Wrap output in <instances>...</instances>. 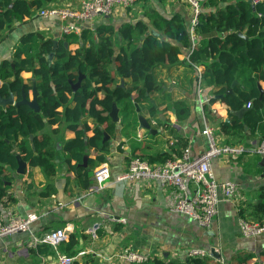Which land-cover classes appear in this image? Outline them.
<instances>
[{
    "label": "crops",
    "instance_id": "obj_1",
    "mask_svg": "<svg viewBox=\"0 0 264 264\" xmlns=\"http://www.w3.org/2000/svg\"><path fill=\"white\" fill-rule=\"evenodd\" d=\"M144 3L138 0L133 7H118L113 14L100 15L91 24H85L84 29L94 30L100 24L110 22L117 26L126 22L134 23L136 19L144 17ZM148 3L168 17L175 14L181 16L193 34V10L186 0H149ZM80 4L81 0H54L47 7L59 5L78 8ZM39 12L40 10L34 11L31 16L16 22L1 38L0 64L5 59L12 60L21 38L28 33H41L46 39H57L58 43L64 37L60 19L54 16L45 17ZM116 40L118 52L119 36ZM201 44V38L195 37L194 45ZM79 47V43L69 45L72 52ZM191 51L192 48L185 49L180 54L178 63H167L155 68L154 74L161 89L152 93L148 101L140 103L142 114L149 119L154 133L139 130V122L136 130L122 125V106L117 103L120 120L115 131H107L109 137L104 141L107 142V152L94 147L87 148V164L82 163V166L90 167L94 175L95 169L104 162L95 161L89 165V160H95L98 155H105V162L111 168V178L103 191L81 186L75 171L65 164L63 153L56 160L58 172L52 178L47 177L42 168L31 166L29 162L24 175L13 172L8 194L16 201L8 204L4 199L3 203H0V212L5 213L6 209L11 207L18 215L36 213L39 219L27 232L0 238V264H58V252L65 253L66 243L72 234L78 239L74 248L76 253L72 256L75 261L80 262L88 255H93L101 261V255L109 256L125 249L141 250L167 261L184 262L188 259L187 251L190 248L215 246L226 261L238 253H254L256 257L251 259L249 264H264V256L261 255L264 251V233L250 238L243 236L239 228L241 214L232 201L220 204L212 227L206 229L193 219L172 210L180 196L176 187L164 186L159 181L146 179L118 182V178L127 171L135 148H138L137 155L164 153L182 138L187 142L191 154L198 156L208 148L209 140L203 133L208 126L214 129L219 146L243 144L252 147L258 144L263 136L264 105L259 111L261 120L255 122L254 116H247L248 109L252 106L248 107L246 104V110L241 115L235 114L221 98L212 94L210 86L203 84V97L215 99L204 105L210 111L209 114L205 112L197 95L198 70L191 65ZM200 66L203 72L205 66ZM111 74L116 77L113 87L132 86V80L121 77L115 69L112 68ZM21 77L30 84L37 80L32 71L21 72ZM235 81L229 87L228 93L233 92L236 85L245 86L243 77H237ZM259 86L264 87V79L258 81V88ZM136 95V92H133L134 98ZM98 96L103 97L104 93L100 91ZM29 97L32 99V90ZM177 101H184L191 106V114L188 117L178 118L174 105ZM71 105H74V102ZM135 118L138 120L137 111L136 116H130L126 124ZM222 121L229 124L237 121L242 127H223ZM88 123L92 128L87 135L91 137L94 135V124L91 119ZM57 127L59 131L53 133V129ZM105 127L103 126L104 129ZM42 133L53 136L58 149H61L63 140L76 136L75 130L64 124L47 125L40 132ZM75 163L76 161L72 160V164ZM212 169L218 182L233 181L237 184L234 202L238 206L242 205L246 214L250 213L253 204L261 199L260 190L264 186V156L254 153H245L238 157L221 154L212 160ZM112 216L123 218L125 221H115ZM57 228H65L68 238L61 243L58 250L42 246L44 252H39L38 245L43 243H36L35 238ZM91 229L96 230L95 236ZM212 258V263L217 264V259Z\"/></svg>",
    "mask_w": 264,
    "mask_h": 264
},
{
    "label": "trees",
    "instance_id": "obj_2",
    "mask_svg": "<svg viewBox=\"0 0 264 264\" xmlns=\"http://www.w3.org/2000/svg\"><path fill=\"white\" fill-rule=\"evenodd\" d=\"M53 1L0 0V40L16 22L46 8ZM142 1L145 2L144 17L134 23L117 26L110 22L100 24L94 30L86 28L80 35L64 36L56 49L52 39H46L41 33H28L21 38L12 60L1 62L0 96L9 97L13 93L17 101L22 100L23 92L30 96L35 83L41 109L37 112L26 104L0 105V203L4 199L8 204L16 201L9 196L8 189L13 172L18 168V155L31 166L42 168L45 175L52 178L58 172L56 160L63 153L65 164L75 171L79 184L87 189L95 187L90 167H84L82 163L88 147L107 152L104 132L115 131L117 125L109 115L113 103L116 101L122 106L125 127L136 130L137 118L129 120L128 124L126 121L130 116H136V103L140 105L148 101L152 93L161 89L154 74L155 68L178 63L185 49L192 48V66H205L202 85L210 86L212 94L221 98L231 111L240 110L251 102L247 116H254L255 122L261 120L259 111L264 105V97L260 99L258 81L264 79V0L257 4L250 0L203 2L193 33L202 40L199 46L194 45L192 34L181 16L175 14L168 17L150 5L149 0ZM117 36L120 40L118 52ZM73 43L80 44L74 52L69 49ZM53 51L54 57L50 61L48 55ZM112 68L121 77L130 78L132 86L113 87L116 77L111 74ZM23 71H32L37 80L32 84L26 83L21 77ZM80 73L88 77L74 91L70 80L77 82ZM237 77H243L245 86L236 85L234 91L228 93ZM100 91L104 93L103 97L98 96ZM133 92L137 94L135 98ZM214 100L212 98L211 102ZM73 102L74 105H71ZM174 105L179 119L191 114V106L186 102L177 101ZM204 109L209 114L206 106ZM89 119L94 124V135L91 137L87 135L92 128ZM236 122L229 124L222 121L221 125L231 129L242 127ZM62 124L75 130L76 136L63 140L61 149H58L53 136L40 132L47 125ZM103 126H106L105 129ZM262 128L264 130V125ZM58 131L59 127L53 129V133ZM263 137L264 134L261 139ZM187 147V142L180 138L167 152L137 155L138 148H135L132 157L139 156L150 163H164L181 157ZM72 160L76 163L72 164ZM95 161L105 162V155L90 159L89 165ZM260 198L262 201L255 202L250 213L246 214L245 208H242L240 214L250 221L264 224V186L261 187ZM46 244H39L37 250L44 252L42 246L54 248ZM77 244L78 239L72 234L66 243L65 253L74 255ZM261 255L264 256V251ZM254 257V253H238L226 264H249ZM211 259L193 257L178 262L154 256L144 264H213ZM74 264L115 263H102L93 255H88L84 261H75Z\"/></svg>",
    "mask_w": 264,
    "mask_h": 264
},
{
    "label": "built area",
    "instance_id": "obj_3",
    "mask_svg": "<svg viewBox=\"0 0 264 264\" xmlns=\"http://www.w3.org/2000/svg\"><path fill=\"white\" fill-rule=\"evenodd\" d=\"M138 0H81L78 8L71 6H50L41 9L39 14L45 17L54 16L61 21L62 36L81 34L85 24H91L98 16H109L116 8L133 7ZM192 7L193 18L191 20L192 32L198 24V16L201 12V4L205 0H186ZM263 0H252L257 4ZM192 38L195 39L194 34ZM198 70L197 95L202 107L211 102L210 98L203 97L202 71L200 65H195ZM248 107L251 102H248ZM155 124L156 121H153ZM203 133L207 135L209 143L206 151L198 156L191 154L187 147L181 157L168 160L164 163H150L149 161L134 156L130 159L129 166L119 178L118 182L128 180H155L164 186H174L178 189L180 196L172 210L178 214L187 216L196 221L201 227L211 228L218 213L220 204L224 201H232L237 210L241 211L242 205L234 202L237 184L233 181L220 183L214 176L212 160L221 154H230L238 157L245 153H254L264 156V137L254 146L222 145L216 141L214 129L206 127ZM95 189L103 191L107 181L111 178V168L107 162L100 164L94 171ZM115 221L124 222L123 218L111 217ZM39 219L36 213L25 216L18 215L8 207L6 212H0V238L15 233L27 232L31 225ZM239 228L243 236L250 238L264 233V224L258 221H250L240 216ZM96 235V230L91 229ZM68 238L65 228H57L35 238L36 243H47L56 250L63 241ZM104 263L144 264L154 257L151 253L136 249H125L113 255H101ZM187 257H213L209 248L194 247L187 251ZM75 257L64 252H58V264H74ZM218 264H226L223 258L217 259Z\"/></svg>",
    "mask_w": 264,
    "mask_h": 264
},
{
    "label": "water",
    "instance_id": "obj_4",
    "mask_svg": "<svg viewBox=\"0 0 264 264\" xmlns=\"http://www.w3.org/2000/svg\"><path fill=\"white\" fill-rule=\"evenodd\" d=\"M250 2H252V0H250ZM54 49H56V47L58 46V40H54ZM65 45L68 46V43L65 42ZM54 57V51L51 52L48 55V59L50 61H52ZM88 77L87 74L84 73H80L79 78L77 80V82H74L72 80H70V83L72 85V88L74 91H77L81 85L84 79H86ZM237 82V81H235ZM124 83V80H122V84ZM53 85V84H52ZM260 88V92H261V96L260 98H262V95H264V87L259 86ZM38 96H39V91L36 87V84H33V88H32V99L29 97V94H27L25 91L23 92V99L17 101L15 95L13 93H10L9 97H2L0 96V105L1 106H8V105H22V104H26L28 106H30L32 109H34L35 111L39 112L41 107L40 104L38 102ZM136 105V111L138 113V122H139V130H148L150 131V133H154V129L149 121V119H147L143 114H142V109L140 107V105H138L137 103ZM246 110V107L240 109V110H233L232 112L235 114H239L241 115L244 111ZM119 107L117 105V102L115 101L112 105V110L110 111L109 115L112 119L113 122L117 123L120 120V115H119ZM122 125H124V122H122ZM105 136H104V141H106L109 137V135L107 134V132H104ZM18 168L16 170V173L19 175H24L27 172V162L25 160H23V158L18 155ZM87 154L84 156V160H83V165H86L87 163ZM262 200L259 199V202H261ZM211 255L216 258V259H220L221 257V253L217 250V248L215 246H210L209 247Z\"/></svg>",
    "mask_w": 264,
    "mask_h": 264
}]
</instances>
